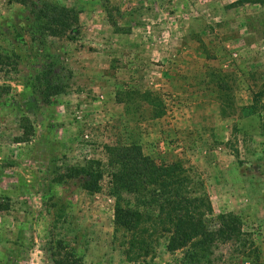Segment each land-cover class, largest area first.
<instances>
[{
	"label": "rangeland",
	"instance_id": "rangeland-1",
	"mask_svg": "<svg viewBox=\"0 0 264 264\" xmlns=\"http://www.w3.org/2000/svg\"><path fill=\"white\" fill-rule=\"evenodd\" d=\"M56 1L80 11L76 38L48 36L26 6L0 0V50L18 54L17 69L0 77L11 85L0 96V202L9 205L0 211V264H55L60 254L70 264L181 257L163 241L147 262L130 261L113 238L105 146L131 143L158 161H182L204 181L215 214L241 216L250 257L233 259L228 243L213 264H264V6ZM131 16L140 25L135 37L126 34ZM247 30L255 37L241 35ZM49 65L68 86L47 103L37 76ZM145 91L155 93V106ZM90 161L104 170L96 193L83 177L65 176Z\"/></svg>",
	"mask_w": 264,
	"mask_h": 264
},
{
	"label": "trees",
	"instance_id": "trees-1",
	"mask_svg": "<svg viewBox=\"0 0 264 264\" xmlns=\"http://www.w3.org/2000/svg\"><path fill=\"white\" fill-rule=\"evenodd\" d=\"M8 1L26 6L42 33L76 38L75 30L81 21L76 7L56 0ZM240 2L264 6V0ZM17 58L16 53L0 50V77L7 72V66L15 65L17 69ZM37 80L44 87L43 97L47 103L52 102L55 96L67 93L68 85L61 81L60 72L54 65L44 68ZM10 89V84L0 83V96ZM124 93L132 95L130 91ZM140 95L156 105L157 96L153 91L141 92ZM120 100L129 110L125 96ZM160 113L155 110L156 116ZM105 150L107 162L104 164L109 169L110 193L115 197L113 238L119 241L128 260L147 262L163 241L170 253L182 252L175 262L166 264L222 262L224 259L218 250L228 243L235 245L233 259L250 257L254 244L250 242L248 245L244 237L246 232L241 216L232 211L215 214L204 181L182 161H158L136 143L106 145ZM65 174L68 178L83 177L82 187L91 193L102 188L100 181L104 170L96 167L93 161L68 167ZM8 208V203L0 202V211ZM55 264L70 263L60 254Z\"/></svg>",
	"mask_w": 264,
	"mask_h": 264
},
{
	"label": "crops",
	"instance_id": "crops-1",
	"mask_svg": "<svg viewBox=\"0 0 264 264\" xmlns=\"http://www.w3.org/2000/svg\"><path fill=\"white\" fill-rule=\"evenodd\" d=\"M154 1H156V0H154ZM136 11H137V9H136ZM135 11V12H136ZM122 13V12H121ZM106 14H107V17H108V20H109V22L111 23V25L113 26V27H117V28H119L120 26H122L123 25V23L120 21V20H112V19H110L111 17H110V11L106 8ZM130 21H131V24H128L129 25V30H126V34H129L131 37H135V33L133 32V31H131V30H133L135 27H140V25H138V24H136V23H134V21H133V19H132V16L130 17V19H129ZM115 24H114V23ZM153 28H156V29H159L160 28V26H153ZM120 29V28H119ZM122 31H124L123 29H121ZM131 31V32H130ZM257 33V32H256ZM241 35L242 36H248V37H250L251 39L252 38H254L255 37V35H254V32L253 31H251V30H247V31H242L241 32ZM185 39H189V37H187V38H185Z\"/></svg>",
	"mask_w": 264,
	"mask_h": 264
}]
</instances>
